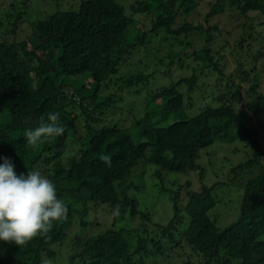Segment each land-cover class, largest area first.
<instances>
[{
	"label": "trees",
	"instance_id": "1",
	"mask_svg": "<svg viewBox=\"0 0 264 264\" xmlns=\"http://www.w3.org/2000/svg\"><path fill=\"white\" fill-rule=\"evenodd\" d=\"M119 1L55 12L21 41L9 31L20 16L8 10L0 21V157L17 174L39 171L68 206L46 235L0 243V264H46L69 235L68 264H264V0H134L133 17L157 12L144 29ZM146 53L154 71L118 75ZM157 76L170 85L150 88ZM48 112L64 134L29 146L25 130ZM234 139L251 157L232 171L258 173L245 183L237 220L219 229L210 212L222 184L203 185L198 160ZM148 168L152 190L167 197L160 218L144 191ZM187 172H198L199 191L189 182L165 187L168 175Z\"/></svg>",
	"mask_w": 264,
	"mask_h": 264
},
{
	"label": "rangeland",
	"instance_id": "2",
	"mask_svg": "<svg viewBox=\"0 0 264 264\" xmlns=\"http://www.w3.org/2000/svg\"><path fill=\"white\" fill-rule=\"evenodd\" d=\"M84 1L85 0H0V21L4 22L6 20L8 10L14 11L17 16L15 20H17L20 16L18 23H14L9 28V31L16 28L17 31L15 33H11L13 34L12 38L14 41H21L31 37L32 34L30 33L34 30L36 22L44 20L47 16L58 11H76L80 3ZM122 1L124 5H126L123 7L126 16L133 18L135 21L134 26H132L134 29H144L150 27L151 17L149 16L154 18L157 15V12L152 11L149 16L137 13L134 14L133 17V15H130L132 13L128 7L134 0ZM117 2L120 3V5H123L119 0H117ZM136 2L137 1H134V3ZM5 6L12 7L5 8ZM3 25L7 27L8 24L4 23ZM29 31L31 32L29 33ZM152 59L153 57L149 53H146L141 57L137 56V58H134V63L125 61L124 64L120 66L118 75L123 73L132 75L138 67L154 71L155 65L151 62L149 64V61H152ZM163 85H170V81L157 76L151 81L149 87L155 89ZM128 95L130 96V99L128 98L127 100L131 103L136 104V101L138 102L141 100L140 96L135 97V95L131 93ZM244 110L249 116L251 123L257 127L256 117L249 111V109L247 110L246 107H244ZM257 129L261 132L259 135L264 136L259 127H257ZM262 139L263 140L261 142L264 144V138ZM245 143V141L238 139L226 142L216 141L214 145L202 151L198 160V164L205 170V178L202 184L208 187L212 186L216 182L222 184L220 185V189L215 192L219 197V202L210 212L213 222L219 229H224L237 220L239 215L240 197L243 193L245 183L258 173L257 167H254L252 171L238 172L237 174L232 171V168L235 165H238L251 157V151L245 147ZM235 149H238V152H235ZM152 173L153 170L148 168L145 175L146 177L144 176V191L148 193L150 198L155 199L157 206L154 218H160L164 212V207L167 206L165 202L167 197L158 196L154 190H152V184H155V180L152 178ZM149 177H151L153 181ZM198 177V172H187L182 174L172 173L165 178L164 184L166 188L171 189L173 187H177L172 186V183L174 182H176L178 186H182V184L189 182L191 191H199L202 185L199 182ZM177 189H179V187ZM177 189L175 191H177ZM147 203H149V201H147ZM72 233L73 232L71 231V234ZM73 237L74 235H69L68 238L61 244L54 245L52 250L55 252V259L49 260L46 264H68L67 259L74 251L72 248Z\"/></svg>",
	"mask_w": 264,
	"mask_h": 264
},
{
	"label": "clouds",
	"instance_id": "3",
	"mask_svg": "<svg viewBox=\"0 0 264 264\" xmlns=\"http://www.w3.org/2000/svg\"><path fill=\"white\" fill-rule=\"evenodd\" d=\"M64 131L59 114L48 112L40 117L38 126L25 130L24 137L29 146L35 147L49 138L62 136ZM99 159L111 165L110 155L101 154ZM67 216L68 206L58 197L51 180L39 171L17 174L12 160L0 157V243L25 245L49 233Z\"/></svg>",
	"mask_w": 264,
	"mask_h": 264
}]
</instances>
